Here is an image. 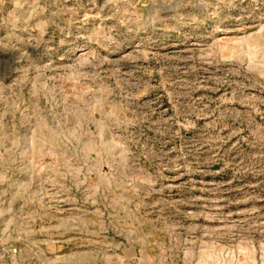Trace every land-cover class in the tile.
<instances>
[{"label": "rangeland", "instance_id": "rangeland-1", "mask_svg": "<svg viewBox=\"0 0 264 264\" xmlns=\"http://www.w3.org/2000/svg\"><path fill=\"white\" fill-rule=\"evenodd\" d=\"M0 264H264V0H0Z\"/></svg>", "mask_w": 264, "mask_h": 264}]
</instances>
